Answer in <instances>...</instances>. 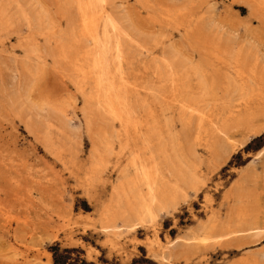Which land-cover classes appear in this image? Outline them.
Returning a JSON list of instances; mask_svg holds the SVG:
<instances>
[{"label":"rangeland","instance_id":"obj_1","mask_svg":"<svg viewBox=\"0 0 264 264\" xmlns=\"http://www.w3.org/2000/svg\"><path fill=\"white\" fill-rule=\"evenodd\" d=\"M84 2L0 0V264L54 243L70 264H264V0ZM106 32L126 132L95 95ZM133 156L163 210L137 209Z\"/></svg>","mask_w":264,"mask_h":264},{"label":"bare ground","instance_id":"obj_2","mask_svg":"<svg viewBox=\"0 0 264 264\" xmlns=\"http://www.w3.org/2000/svg\"><path fill=\"white\" fill-rule=\"evenodd\" d=\"M232 1V0H231ZM239 1V0H238ZM260 0H248L249 2V5L248 7L250 8V12L251 13H255L257 10H259V7H260ZM99 4V0H85V2L83 3V7H82V10H86V12H89L92 14L96 11V7L97 5ZM85 12V13H86ZM88 13V14H89ZM85 16V15H84ZM94 16V15H93ZM84 22V21H83ZM92 22V21H91ZM94 23V22H93ZM92 23H87L85 21V25L84 26V30L86 32H88L89 30V25H91ZM82 26V25H81ZM94 26V25H93ZM82 29V31H83ZM97 34V33H96ZM81 35V34H79ZM110 37V36H109ZM109 37H108V34L106 32V34H104V37L102 39V41H99V44L100 46L96 43L95 44V47L93 49V53L90 54L91 55V61H92V65H91V68L93 69V71L96 73V77H95V86H94V90H95V95L96 97H102L104 100H105V103H106V109H107V112L108 114L113 117L114 119L118 120L121 124H122V127H123V130L125 128H127V125H128V121L126 120H123V114H127V113H124L122 111L123 106V102H122V99L120 97H118V93L116 92L117 91V88L114 86V83L111 82L109 84V82L111 81V78L109 77H112L111 75V70H110V63H111V59H109L111 53L112 52V46H111V42H109ZM114 46V45H113ZM115 52L117 53V51L119 50V47H118V44H115V48H114ZM118 55L119 53H117L116 55V59L118 58ZM80 56V55H79ZM82 56V54H81ZM80 56V57H81ZM83 59V58H82ZM247 65V64H246ZM78 68V67H77ZM84 70V69H83ZM89 71V70H88ZM86 73V71H85ZM87 74L91 75L90 71L87 72ZM94 74V73H93ZM93 77V76H92ZM85 80V79H84ZM88 80V79H86ZM113 81V80H112ZM119 82V81H118ZM117 85V84H116ZM120 85V84H119ZM125 85V84H123ZM127 86V85H126ZM242 87V85H241ZM227 88V87H226ZM123 89V88H122ZM235 90V89H234ZM233 90V91H234ZM238 89H236L237 91ZM123 93V92H122ZM127 98V97H126ZM125 98V99H126ZM128 104V103H127ZM127 109V108H126ZM102 110V109H101ZM127 117H129V115H126V119ZM141 122V120L139 121ZM118 123V122H117ZM147 123V121H146ZM140 125V124H139ZM145 125V124H144ZM153 125V124H152ZM147 126V125H145ZM138 127V126H137ZM154 130V128H152ZM125 131V130H124ZM126 132V131H125ZM128 132V131H127ZM159 133V132H158ZM157 133V134H158ZM156 134V135H157ZM107 136V135H106ZM112 136V134H111ZM141 136V135H140ZM215 140V139H214ZM220 140V139H219ZM144 141V144L146 146H148L150 143H149V137L148 135H146L143 139ZM157 141V140H156ZM158 142V141H157ZM154 145V144H153ZM208 145V144H207ZM206 145V146H207ZM117 147V145H115ZM205 146V147H206ZM149 147V146H148ZM151 148V147H150ZM120 149V148H119ZM122 149V147H121ZM152 149V148H151ZM210 149V148H208ZM129 150V149H128ZM131 151V150H130ZM212 151V150H211ZM211 151H208V152H211ZM125 152V151H124ZM213 152V151H212ZM97 153V152H96ZM218 155V154H217ZM216 155V156H217ZM147 157V156H146ZM218 158V156L216 157ZM219 159V158H218ZM155 160V159H154ZM160 161V159H159ZM213 161V160H212ZM141 159L140 161H138V158L137 156H133L131 161H130V164L131 166L135 167V174L133 176V178H128L127 181H133V183H131L129 186L131 187L132 186V192L135 194L134 196L135 197H138V202H139V206H138V210L140 211V213H142L143 215H147V214H151V206L152 205H157L158 204V209L159 211L163 210L164 209V205L162 203L159 202V196L160 198H164V194L165 192L163 191V187L161 186H158L157 185V177L159 175V171H158V168L151 164L150 167H148L147 165V161L145 162H141ZM158 163V162H157ZM161 163V162H159ZM94 166V165H93ZM110 171V169H109ZM125 173V172H124ZM127 174V172H126ZM124 176V179L128 177V174ZM116 175V174H115ZM122 177V176H121ZM79 179V178H78ZM77 179V180H78ZM123 179V180H124ZM244 179V178H243ZM117 180V179H116ZM112 183V182H111ZM236 183V182H235ZM121 185V184H120ZM119 185V186H120ZM237 185V184H236ZM122 187V186H121ZM237 188V187H236ZM239 188V186H238ZM141 189V190H140ZM140 191H142V193H140ZM209 192V191H208ZM209 194V193H208ZM244 194H245V189L244 187L243 188H239V190L237 191V193L235 194V206L238 207V210H237V215L238 213L241 212V210L239 209L240 206H241V202H243V198H244ZM233 195V194H232ZM168 197V196H167ZM206 197V196H205ZM246 197V196H245ZM242 198V199H241ZM167 199V198H166ZM101 200V199H99ZM171 200V199H170ZM231 201V200H230ZM164 203H167L166 201H163ZM175 204V203H174ZM127 205H125L126 207ZM234 206V208H235ZM131 207V206H130ZM128 208V207H126ZM133 208V207H132ZM131 209V208H130ZM134 210H136L134 208ZM142 211V212H141ZM229 211V210H228ZM235 212V211H234ZM126 214V213H125ZM234 216V213L232 214V212H230L228 215H227V219L225 220L226 222V225L228 226L230 224V221L232 219V217ZM237 220V219H236ZM215 223H216V220H215ZM214 223V224H215ZM213 224V223H211ZM211 226V225H210ZM230 227V226H229ZM229 227H227V229H229ZM103 231V230H102ZM248 231V230H247ZM233 234V232H231ZM231 233H228L231 234ZM238 233V232H236ZM243 233V232H241ZM258 233L259 231L258 230H253V236H258ZM157 235V234H156ZM249 235V234H248ZM230 236V235H229ZM216 237V236H215ZM226 237V236H225ZM156 239V238H155ZM220 239V238H219ZM169 242V241H168ZM166 244V243H165ZM164 244V245H165ZM169 245V244H168ZM167 248V247H166ZM161 249V248H160ZM164 249V248H163ZM160 251V250H159ZM166 254V253H165ZM168 255V254H167ZM164 257V255H163ZM166 257V255H165ZM164 257V258H165ZM262 261L264 260V253L261 255V258H260ZM259 264V263H257Z\"/></svg>","mask_w":264,"mask_h":264},{"label":"trees","instance_id":"obj_3","mask_svg":"<svg viewBox=\"0 0 264 264\" xmlns=\"http://www.w3.org/2000/svg\"><path fill=\"white\" fill-rule=\"evenodd\" d=\"M48 252L51 254L52 264H70L72 260L71 249H62L59 243H54L51 245L48 248ZM83 264L85 263L83 262Z\"/></svg>","mask_w":264,"mask_h":264}]
</instances>
